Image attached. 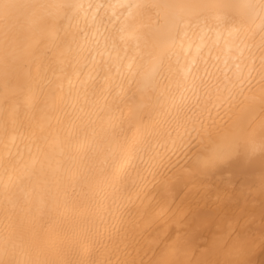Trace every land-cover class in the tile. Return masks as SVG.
Here are the masks:
<instances>
[{
	"label": "bare ground",
	"instance_id": "6f19581e",
	"mask_svg": "<svg viewBox=\"0 0 264 264\" xmlns=\"http://www.w3.org/2000/svg\"><path fill=\"white\" fill-rule=\"evenodd\" d=\"M69 2L89 0H0V264H264L259 22L251 75L230 93L180 107L164 82L157 94L137 83L73 107L75 62L53 43L55 5ZM140 2L160 6L131 21L151 48L162 6L197 0Z\"/></svg>",
	"mask_w": 264,
	"mask_h": 264
},
{
	"label": "snow or ice",
	"instance_id": "6c2138e0",
	"mask_svg": "<svg viewBox=\"0 0 264 264\" xmlns=\"http://www.w3.org/2000/svg\"><path fill=\"white\" fill-rule=\"evenodd\" d=\"M55 7L62 14L53 43L75 62L67 96L73 107L86 106L97 94L105 99L119 98L137 83L141 92L157 94L164 82V93L180 107L193 98L198 102L202 96L230 93L246 73L251 75L250 57L245 54L249 49L245 43L249 24L259 22L264 47V0H197L163 5L164 24L155 29L151 48L147 42L141 46L131 21L158 5L140 0H89L87 4L69 2ZM101 10L111 15L101 17L100 24L84 23L90 11L95 21ZM59 33H63L62 38ZM146 57L150 68L142 72ZM178 146L174 141L173 150ZM223 155L216 152L197 162L207 167Z\"/></svg>",
	"mask_w": 264,
	"mask_h": 264
}]
</instances>
